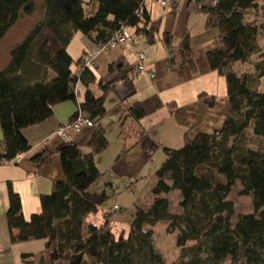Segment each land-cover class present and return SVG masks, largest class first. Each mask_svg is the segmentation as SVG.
<instances>
[{
  "label": "trees",
  "instance_id": "obj_1",
  "mask_svg": "<svg viewBox=\"0 0 264 264\" xmlns=\"http://www.w3.org/2000/svg\"><path fill=\"white\" fill-rule=\"evenodd\" d=\"M258 1L201 4L206 27L219 31L207 62L225 79V122L212 135L185 139L180 149H164L166 159L155 174L152 202L137 209L127 232L115 236L109 229L110 217L105 216L101 225L88 221L109 198V186L93 189L101 177L94 157L108 145L98 122L106 114L109 87L99 83L103 95L95 96L88 89L96 81L94 73L82 67L83 56L74 62L67 48L77 33L97 46L127 28L131 38H142L147 45L161 42L173 53L172 37L161 31L160 20L152 19L145 0H92L97 9L90 17L85 16L83 0H43L42 17L10 49L8 62L0 69V160L12 162L29 151L22 131L50 119L54 106L76 103L79 83L86 92L77 112L85 113L96 130L89 153L71 141L58 147L64 179L40 197L39 213L25 219L20 197L8 185L5 221L10 243L44 242L37 254H21L23 264H166L153 243V228L160 222L177 234L181 255L176 264H264V92L258 91L264 78V51L259 46L260 28L245 22ZM33 12L32 0H0V40L21 14ZM255 55L253 73L237 69ZM188 57L184 38L179 61L172 58L170 64L182 67ZM124 113L134 121L145 116L139 104ZM51 159V154L43 153L33 162L41 167ZM236 183L242 195L251 198L253 213L233 221L234 205L227 197ZM173 191L181 197L177 214L170 213L166 198ZM189 242L193 245L187 247Z\"/></svg>",
  "mask_w": 264,
  "mask_h": 264
},
{
  "label": "crops",
  "instance_id": "obj_2",
  "mask_svg": "<svg viewBox=\"0 0 264 264\" xmlns=\"http://www.w3.org/2000/svg\"><path fill=\"white\" fill-rule=\"evenodd\" d=\"M144 4L152 19L160 20L161 31L172 37L173 53L161 42L147 45L142 38H131L123 45L95 55V65L89 67L96 81L88 89L101 97L99 83L109 87L104 97L106 114L98 122L105 131L108 145L94 157L101 177L93 189L100 191L109 186L108 199L114 202L105 203L96 214L101 212L103 221L105 216L110 217L109 226L123 233L128 231L137 209H145L152 202L155 174L166 159L164 149H180L185 139L194 140L198 135L220 131L228 105L225 79L211 70L207 62V54L217 47L219 31L206 27L202 2L171 0L168 6L162 7L158 0H145ZM129 33L132 35L131 31ZM184 38L188 39L189 57L182 67H176L170 60L179 61ZM95 49L91 40L77 33L67 52L76 62ZM139 52L145 54V71L141 72L136 69V53ZM76 69L75 66L73 71ZM148 73L154 74V78L150 79ZM85 92L86 88L79 83L76 103L58 104L52 108L50 119L24 129L22 135L30 146L29 151L0 166V264H15L16 253L20 258L23 253L35 254L42 250L43 241L10 243L5 221L7 187L10 185L19 195L23 216L28 219L40 212V197L51 192L53 183L64 179L56 154L58 147L71 141L82 152H90L95 127L84 128L77 134L66 131L58 135V130L77 112ZM134 104H139L145 114L139 121L124 113ZM2 141L0 128V144ZM43 153L51 154L52 159L49 164L38 167L33 158ZM120 188L130 197L129 204L122 203L125 209L119 205L123 193ZM115 206L120 211L111 213ZM5 248H9L11 254L5 252Z\"/></svg>",
  "mask_w": 264,
  "mask_h": 264
},
{
  "label": "rangeland",
  "instance_id": "obj_3",
  "mask_svg": "<svg viewBox=\"0 0 264 264\" xmlns=\"http://www.w3.org/2000/svg\"><path fill=\"white\" fill-rule=\"evenodd\" d=\"M33 6H34V12L32 15L27 16L21 14L19 17V20L17 23L7 32V34L4 36L2 40H0V69L2 68L3 61L6 60L5 63L8 62V53L10 49L19 43L25 35L28 33V31L31 29V27L42 17L43 13V0H32ZM84 5V13L86 17H90L94 14V12L97 9V3H95L96 8L94 9V6L92 5V0H83ZM214 3V0H203V5H210ZM94 4V3H93ZM257 7L255 9L249 11L247 13V16L245 18L246 23H253L257 25L260 28L259 33V46L261 47L262 51H264V0H260L257 3ZM131 31V29H128ZM70 52L73 54V48L71 47ZM256 55L252 57L251 62L246 64H238L237 69L243 73H253L254 72V62L256 61ZM75 66L73 65V69ZM258 91L264 92V78H262L259 81L258 84ZM120 191L123 192V189L120 188ZM242 189L239 183H236L233 187L232 192L227 197V200L231 201L234 205V217L233 221H236V219L239 216L252 214L253 213V206L251 198L248 196L242 195ZM131 196V195H130ZM166 198L169 201V211L172 214H177L180 212L179 209V203L181 201V197L178 191H173L169 195L166 196ZM108 199L105 203H109V205H112L114 202L113 199ZM130 197L125 194L124 192L120 195V203L122 208L125 209V202H128L129 204ZM144 207V206H143ZM100 219H97V218ZM100 220V221H99ZM88 221L95 224L100 225L103 223V220H101V212L94 215L89 216ZM109 229L111 233H113L115 236H118L121 233V229L117 230L113 228V226H109ZM126 232V231H125ZM154 236H153V243L155 246V250L162 256L164 262L166 264H176L181 255V249L176 246V238L177 234L171 231H168L167 229V223L160 222L157 223L153 228ZM40 247L43 250L44 243H40ZM193 245V242H189L187 244V247H190ZM41 250V251H42ZM5 252H8L11 254V250L9 248H5ZM37 254V253H35ZM15 258V264H23L22 261H20L19 254L16 253L13 256ZM223 264H239V263H231V261H226Z\"/></svg>",
  "mask_w": 264,
  "mask_h": 264
},
{
  "label": "built area",
  "instance_id": "obj_4",
  "mask_svg": "<svg viewBox=\"0 0 264 264\" xmlns=\"http://www.w3.org/2000/svg\"><path fill=\"white\" fill-rule=\"evenodd\" d=\"M159 4L162 7H166L169 5L171 0H158ZM131 39V35L127 28H121L119 31H117L114 36L105 44L97 45L95 51L90 55H85L82 58L81 65L83 68H89L93 67L95 65L94 63V57L100 52L108 51L111 49H114L120 45H123L127 42H129ZM136 69L138 72L145 71L144 68V59L145 54L143 52L136 53ZM148 76L150 79L154 78V74L148 73ZM84 128H93V123L89 120L87 115L82 112H77V115L75 118L68 124H66L63 128L58 130V135H63L64 132L69 131L72 133H80ZM6 162L4 160H0V166H4ZM119 208L115 206L110 212L118 211Z\"/></svg>",
  "mask_w": 264,
  "mask_h": 264
}]
</instances>
